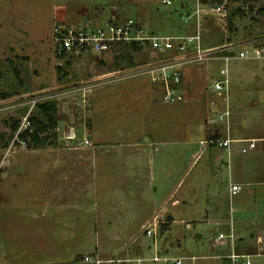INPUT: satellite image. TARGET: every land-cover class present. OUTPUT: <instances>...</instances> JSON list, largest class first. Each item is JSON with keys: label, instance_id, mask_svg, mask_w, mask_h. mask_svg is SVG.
Returning a JSON list of instances; mask_svg holds the SVG:
<instances>
[{"label": "rangeland", "instance_id": "1", "mask_svg": "<svg viewBox=\"0 0 264 264\" xmlns=\"http://www.w3.org/2000/svg\"><path fill=\"white\" fill-rule=\"evenodd\" d=\"M263 12L264 0H171L168 5L160 0H0V92L10 94L0 99V131L7 135L8 124L15 119L23 128L36 100L54 99L57 112L55 144L26 148L19 139L13 142V133L0 149L1 264H171V257L181 258L182 264H237L244 259L231 260L227 255L232 252L248 255L250 264H264L263 62L231 57L226 90L205 92L207 102L214 100L213 110L209 108L213 117L215 110L230 112L227 120L214 118L220 134L230 129L232 135L255 138L252 151L239 152L237 158L248 162L252 170L248 177L258 180L256 186L244 184L234 195L224 186L220 200L230 217L207 221V210L206 214L195 210L194 194L167 195L163 203V195H154L150 204L146 196H138L140 201L126 205L118 201L121 196L103 193L102 187L101 192L92 191L91 174L64 175L63 167L53 163L60 154L83 160L80 157L86 154L77 146L84 137H91V116L99 140L132 139L133 133L113 134L106 128L117 129L133 116L129 110L135 98L130 93H136L137 87L132 77L143 75L123 82L109 80L89 93L90 89L81 87L93 88L111 76L100 79L105 72L130 67L124 53L117 54V64L112 51L100 57H70L65 63L66 58L54 56L51 40L55 22L98 20L114 14L136 17L159 34L191 32L198 26L204 46L231 43L233 47L264 34ZM150 52L131 56L132 65L152 59ZM222 63L188 64L182 68L183 78L197 74L206 89ZM157 116L145 115L144 120L159 126ZM68 145L70 149H63ZM122 197L124 201L133 196ZM223 208L210 214L224 217ZM233 223L236 234L230 237ZM161 224L166 228L161 229ZM147 228L154 229V235ZM219 232L222 236L216 240ZM154 254L160 258L152 260Z\"/></svg>", "mask_w": 264, "mask_h": 264}, {"label": "crops", "instance_id": "2", "mask_svg": "<svg viewBox=\"0 0 264 264\" xmlns=\"http://www.w3.org/2000/svg\"><path fill=\"white\" fill-rule=\"evenodd\" d=\"M112 71L105 72L100 79L109 76ZM129 76L132 75H111L108 79L102 80V83L90 88L88 92L109 80L123 82ZM132 78L136 79L135 88L137 87L136 93H130L135 98L129 110L133 116L124 120L123 124L117 125V129L116 126L106 128L113 134L122 131L133 133L132 139L123 140L115 137L113 140H99L101 135L97 133L91 116L89 117L91 137H84L88 143L85 144L80 140V146H77L82 147L86 154L85 157H80L83 160L78 162L77 157L73 155L60 154L53 159V163L58 164L59 168L63 167L64 175L70 176L73 171L81 178L91 174L94 179V183L91 184L92 191L95 189L101 192L102 187L103 193L121 196L120 199L118 198L120 203L126 202V205H132L136 203V199L140 201L138 196H146L150 199L147 202L150 204L154 195H163L160 197V203H163L167 195L179 194V192L182 195L194 194L198 203L195 210L203 214H206L205 210H207V221L212 218L217 222L225 221V217L230 216L229 210L222 207L220 200L221 196L225 195L224 186L229 194L228 186L232 182L240 183L242 189L244 184L257 185L255 181L257 179L248 177L252 174L248 162L237 158L241 152L240 148L246 145L245 142L255 138L232 135L230 129L226 130L225 134H220L210 111L214 108V100L209 102L205 100L206 93H213L209 88L210 83L204 89L200 84L202 79H199L197 74L195 78L190 75L183 78V82H187V84L184 82V99L172 104L155 100L145 77ZM85 86L81 89L86 90ZM121 88L125 89V87ZM128 89H131V85ZM154 103L165 106H157ZM139 112L142 114H138ZM145 115L150 117L158 115L159 126H151L147 123L146 119L144 120ZM218 137L229 138L228 146L221 147L204 141L207 138ZM68 148L71 147L68 145L63 149ZM253 148L249 149L250 152ZM63 149L62 151H65ZM6 161L7 159L3 160L4 165ZM250 164L252 165V162ZM17 167L20 169L19 166ZM130 195L133 197L121 200L124 198L122 196ZM217 207L223 208L221 212L226 211L224 217H220L221 214H218V217L210 214L216 212ZM230 226L233 233L229 236L232 237L236 234L234 223ZM0 259L1 264L2 254Z\"/></svg>", "mask_w": 264, "mask_h": 264}, {"label": "built area", "instance_id": "3", "mask_svg": "<svg viewBox=\"0 0 264 264\" xmlns=\"http://www.w3.org/2000/svg\"><path fill=\"white\" fill-rule=\"evenodd\" d=\"M161 4H171V0H160ZM219 7H217L218 9ZM52 52L57 58H68L90 54L100 57L104 52L112 51L114 55L129 53L130 56L141 54L143 51L150 52L152 59L143 63L131 65L126 70L118 67L110 75L123 74L143 75L147 78L154 99L161 103H176L183 101V70L188 64L200 63L205 60H222L218 67V76L209 84L212 92L219 93L226 90L229 83L228 60L231 57L241 59H259L264 64V34L238 42L232 47L231 43H223L216 46H204L200 29L194 28L191 32L159 34L144 27L136 17L118 18L114 14L110 17L94 20L88 18L80 22H55L51 33ZM136 48H132V45ZM123 70V71H121ZM90 88L86 87V90ZM35 102V101H34ZM33 102V103H34ZM215 119L222 120L229 116L228 108L222 111L215 110ZM71 137V136H69ZM202 141V140H201ZM206 143L217 144L221 147L228 146L229 138H207ZM83 143H88L86 138ZM254 147V139H250L246 145L240 148L241 152ZM242 190L240 183L232 182L228 186L230 195ZM147 233L154 235V229L147 228ZM219 232L215 239H219ZM236 261L244 257L237 264H250L246 254L232 252L227 255ZM156 254L152 260H157ZM167 261L166 257L162 258ZM171 264H182L178 257L170 258Z\"/></svg>", "mask_w": 264, "mask_h": 264}, {"label": "trees", "instance_id": "4", "mask_svg": "<svg viewBox=\"0 0 264 264\" xmlns=\"http://www.w3.org/2000/svg\"><path fill=\"white\" fill-rule=\"evenodd\" d=\"M264 14V12H263ZM132 48H136L133 44ZM120 55V54H119ZM115 56V55H114ZM122 57L126 59L127 65H132L131 56L129 53L122 54ZM117 61V55L114 57ZM67 63V60L64 61ZM10 94L8 92H0V99L7 98ZM56 102L54 99L45 98L36 100L29 110L26 116V124L23 128L19 129V121L13 120L8 124V134L0 131V149L5 148L8 145L9 140L13 133L15 138L24 142L26 148H40L45 146H51L55 144L56 140ZM217 136V135H214ZM166 219H170L167 215ZM166 225L161 224V229H165ZM14 264H28V263H14Z\"/></svg>", "mask_w": 264, "mask_h": 264}]
</instances>
